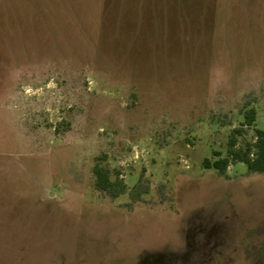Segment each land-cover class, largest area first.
<instances>
[{
    "label": "rangeland",
    "instance_id": "obj_1",
    "mask_svg": "<svg viewBox=\"0 0 264 264\" xmlns=\"http://www.w3.org/2000/svg\"><path fill=\"white\" fill-rule=\"evenodd\" d=\"M255 130L264 0H0V264H264Z\"/></svg>",
    "mask_w": 264,
    "mask_h": 264
},
{
    "label": "trees",
    "instance_id": "obj_2",
    "mask_svg": "<svg viewBox=\"0 0 264 264\" xmlns=\"http://www.w3.org/2000/svg\"><path fill=\"white\" fill-rule=\"evenodd\" d=\"M254 120V111L250 110L244 116V125L250 126ZM235 145L236 138L233 135L230 139L227 156L224 158H217L212 162L208 159H204L202 167L204 169H213L218 174L222 175L230 164L239 162L245 164L250 173L264 174V130H255L254 140L245 143V147L237 148ZM93 172L96 178L95 187L98 190L107 192L112 198L123 193L124 185L121 182H111L106 172L97 166L94 167ZM112 188H116V190L111 191Z\"/></svg>",
    "mask_w": 264,
    "mask_h": 264
}]
</instances>
